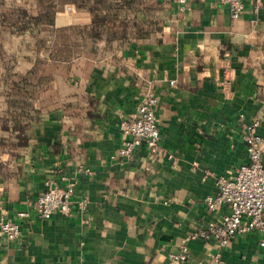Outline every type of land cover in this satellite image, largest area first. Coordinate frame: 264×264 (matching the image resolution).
<instances>
[{
  "label": "crops",
  "instance_id": "1",
  "mask_svg": "<svg viewBox=\"0 0 264 264\" xmlns=\"http://www.w3.org/2000/svg\"><path fill=\"white\" fill-rule=\"evenodd\" d=\"M96 1L0 0V223L21 228L0 231V264H176L186 242L187 264H264L257 229L191 238L229 212L205 198L248 161L246 125L264 136V0L238 18L217 0H116L103 30ZM148 92L161 150L123 157L119 123ZM65 177L70 212L38 216Z\"/></svg>",
  "mask_w": 264,
  "mask_h": 264
},
{
  "label": "built area",
  "instance_id": "2",
  "mask_svg": "<svg viewBox=\"0 0 264 264\" xmlns=\"http://www.w3.org/2000/svg\"><path fill=\"white\" fill-rule=\"evenodd\" d=\"M181 8H184L188 0H178ZM229 7L233 18H238L244 11V0H217ZM263 0H256L257 6ZM257 9V8H256ZM158 97L153 92H148L140 104L137 113L129 117H122L119 123L124 136L123 146L119 154L123 157H131L135 150L146 144L152 154L161 150V133L156 116ZM261 119L256 118L245 127L243 140L246 144L248 161L239 166L230 177L217 178V192L209 195L205 201L209 209L217 210L226 205L229 212L219 222H212L208 228L195 233L191 238L216 239L220 247L225 246L229 240L239 232H247L257 229L263 233L261 245L264 246V136L258 133ZM174 159L173 154L168 155ZM66 183L61 185L54 179L46 182V188L39 194L33 204L38 216L50 218L55 213L66 215L70 212L74 195L75 183L69 178H64ZM80 207L84 209L86 202L81 201ZM27 211H20L19 216L26 217ZM0 231L8 238L17 237L20 225L3 221L0 223ZM190 249L187 242L181 246L177 254L172 255L176 264H187Z\"/></svg>",
  "mask_w": 264,
  "mask_h": 264
},
{
  "label": "trees",
  "instance_id": "3",
  "mask_svg": "<svg viewBox=\"0 0 264 264\" xmlns=\"http://www.w3.org/2000/svg\"><path fill=\"white\" fill-rule=\"evenodd\" d=\"M127 0H125L124 2H126ZM79 0H75V3L77 5H84L85 3H79ZM124 3H122L123 5ZM114 6L113 4L107 2V0H97L95 2V6L92 7L94 14V19H93V26H95L97 28V30H103L104 26H107L109 20H111V12L113 11ZM103 10L106 11V13H103ZM116 10V9H115ZM120 12H122V10H120ZM116 15H119V12L117 11L115 13ZM72 33H82V30L80 28H72L71 29ZM68 49L65 48H61L60 49V56L61 55H67L69 51H67Z\"/></svg>",
  "mask_w": 264,
  "mask_h": 264
},
{
  "label": "rangeland",
  "instance_id": "4",
  "mask_svg": "<svg viewBox=\"0 0 264 264\" xmlns=\"http://www.w3.org/2000/svg\"><path fill=\"white\" fill-rule=\"evenodd\" d=\"M80 2L79 3H86V0H79ZM107 2H109V3H111V4H113V6H114V9H113V11L111 12V20H109V22H108V27H110V28H113V26H114V19H115V17L117 16L115 13L118 11L119 12V14L121 13L120 12V10H122V8H121V6H119L120 5V3L119 2H117L116 0H107ZM93 6H95L94 4H93ZM116 9V10H115ZM122 23V25H126L125 23H123V22H121Z\"/></svg>",
  "mask_w": 264,
  "mask_h": 264
}]
</instances>
